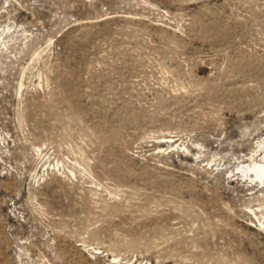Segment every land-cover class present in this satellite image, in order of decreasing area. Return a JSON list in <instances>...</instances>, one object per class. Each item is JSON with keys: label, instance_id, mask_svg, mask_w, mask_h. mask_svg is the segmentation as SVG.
Here are the masks:
<instances>
[{"label": "rangeland", "instance_id": "1", "mask_svg": "<svg viewBox=\"0 0 264 264\" xmlns=\"http://www.w3.org/2000/svg\"><path fill=\"white\" fill-rule=\"evenodd\" d=\"M251 160L264 0H0V264H264Z\"/></svg>", "mask_w": 264, "mask_h": 264}, {"label": "bare ground", "instance_id": "2", "mask_svg": "<svg viewBox=\"0 0 264 264\" xmlns=\"http://www.w3.org/2000/svg\"><path fill=\"white\" fill-rule=\"evenodd\" d=\"M262 143H263L262 140L258 141L256 147L261 146ZM239 168L243 171H248L249 175L253 178L254 177L257 178L258 181L259 179L264 178V162L263 161L251 160V162L247 164H241Z\"/></svg>", "mask_w": 264, "mask_h": 264}]
</instances>
